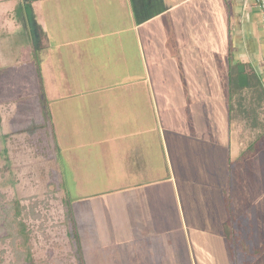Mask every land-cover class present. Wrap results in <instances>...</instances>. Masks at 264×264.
<instances>
[{"label":"crops","instance_id":"1","mask_svg":"<svg viewBox=\"0 0 264 264\" xmlns=\"http://www.w3.org/2000/svg\"><path fill=\"white\" fill-rule=\"evenodd\" d=\"M10 1L29 5V22L39 36V42L34 48L45 50L40 51V56L43 55L44 59L43 65L40 64V72L31 65V73L34 74V81L40 80L39 75H43L51 83L46 91V103L47 106L51 104V112L52 105L55 106L59 101L67 109L66 106L72 102L71 98L78 95L91 100L103 113V109L105 111L110 107L107 100L113 97L111 117L106 122L103 120V127L109 130L107 135L112 138L109 140H117L119 145L124 142L128 152V137L134 138L133 141L138 144L143 141L141 146L146 147L145 155L142 154L144 152L135 154L140 155L136 159L143 164H137L132 169L129 167L125 177H137L136 181L127 180L128 183L135 182L132 185L135 196L130 197L139 208L138 215H134L133 219L140 217L136 223L139 228L137 234L141 235L145 250L150 252L152 264H193V256L188 252L187 236L182 227L179 190L172 169L166 170L164 164L160 163L157 168L154 165V160L159 162L169 154V144H175L177 148V157H174L177 158L175 167L178 170L181 169L178 160L184 161L186 166L187 161L193 160L195 163L203 160L202 156L205 159V154L209 156V188L216 193L222 188V193L228 192L229 197L231 196V199L227 195L226 199H222L220 194L218 196L217 204H223L221 207L225 212L220 222L222 226L229 224V220L236 216L233 214L235 208L232 204H246L247 207L244 208L247 211L239 213H249V224L260 223L259 217L264 214L262 192L259 194L263 180V176H260L262 151L259 147L264 134L263 125L262 128L261 125L255 127L261 128L257 135L243 138L239 133L244 120L250 119L256 124L259 119V108L252 109L248 105L250 97L260 98L264 106V30L254 0H0L5 3L0 7L1 15L10 7ZM2 21L0 18V24ZM198 52H209L211 64L225 63L222 71L226 74L227 92L224 90L221 95L219 112L211 107V110L215 109L212 113H220V120L212 119L209 106V118L195 125L200 124L204 132L184 135L186 142L180 145L177 142L183 134L170 131L168 139L165 135V130L171 129L169 122L176 108L167 105L168 100H164L161 110L154 107L150 84L154 83L162 98L167 97L168 91L172 89L169 88L170 81L178 83L184 93L192 94L191 88L198 90ZM5 54L0 49V70L6 71L14 58L4 59ZM214 54H219L222 58H213ZM4 64H7L6 67ZM239 65L244 66L247 84L250 79L253 85L256 84V89L249 85L242 92L244 94L240 95L238 90H232L231 96L229 77L236 68L238 79ZM15 66L13 65V69ZM140 83L144 91L140 88ZM120 84L132 87L130 91L124 90L111 96L114 85ZM210 86L211 91L213 86L209 83ZM162 89L163 94H160ZM211 95L214 96L209 92V97ZM240 96L245 98L239 103ZM135 97H143L148 104H138L139 100ZM250 113L252 117L249 115L247 119V114ZM187 118L190 121L186 122V127L190 128L194 125L191 122L193 119L190 116ZM135 151L137 150L133 145V152ZM129 158H126L128 164ZM251 162L257 166L254 174L251 173ZM245 163L249 165L242 174V177L247 174L243 181H247L254 189L251 192L244 185L241 188V193L245 194L244 199L241 203H235L234 194H231L233 188H229L240 185L239 169ZM196 181L197 176L187 179L190 184ZM111 187L113 186L110 185L109 188ZM107 188L101 191L108 192ZM99 189H95L96 192ZM64 192L68 194L67 188H64ZM227 204L231 205V214L226 213ZM71 205L78 216L77 207L75 204ZM78 224L79 243L85 241V246H88L84 248L83 244L81 250H87L91 244L89 241L94 239L91 235L85 236L77 220ZM236 224L239 226L242 223L238 221ZM225 234L226 231H222L219 235ZM127 240L129 237L126 238V243ZM261 242L263 239L260 236L252 238L250 243L259 254L257 258L263 259L257 263L264 264V248L259 247ZM126 264H134V261H126Z\"/></svg>","mask_w":264,"mask_h":264},{"label":"rangeland","instance_id":"2","mask_svg":"<svg viewBox=\"0 0 264 264\" xmlns=\"http://www.w3.org/2000/svg\"><path fill=\"white\" fill-rule=\"evenodd\" d=\"M0 3V7L5 4ZM9 3L10 7L0 14V18L3 19L0 24V49L7 54L4 59L14 58L6 71L0 70V78H3L0 79V202L17 199L25 206L22 218L28 224L31 253L37 264H126V261L131 263L134 261V264H152L151 254L145 250L141 235L137 234L139 228L136 223L139 216L133 219L134 215H138L139 208L136 201L130 197L134 195L132 185L135 182L128 183L127 180L136 181L137 177H125L129 167L132 169L137 164H143L136 159V156L140 155H135L142 152L145 155L146 147L141 146L143 141L138 144L133 141L134 138L128 137L130 142L128 152L124 142L119 145L116 143L117 140H109L110 137L107 135L109 130L104 129L103 120L106 122L111 117L113 97L107 100L110 107L104 105L107 109L105 111L103 109V113L99 106L91 103V100L78 95L69 97L72 102L66 106L67 109L59 101L55 106L52 105L51 112V104L47 106L46 103L47 86L50 87L51 83L46 81L43 75H39L40 80L34 81V74L31 73L32 67L40 72V64L44 61L40 51L45 50L34 48L39 42V36L29 22V5H19L14 1ZM197 54L198 90L191 88L192 94L184 93L178 83L170 81L169 88L172 89L168 91L167 97L162 98L158 95L154 83L150 84L154 107L161 110L164 100H168L167 105L176 108L169 122L171 129L165 130V135L168 139L167 134H170V131L183 134L177 142L180 145L186 142L184 135L204 132L200 124L195 125L209 118V106L210 110L211 107H215L217 112L220 111L221 95L224 90L227 92L226 74L222 71L225 63L218 65L212 61L211 64L209 52ZM218 57L222 58L219 54L213 55V58ZM4 62L6 63V60ZM13 65H16L14 69ZM209 83L213 86L211 91ZM141 84L140 88L144 91ZM114 86L111 96L124 90L130 91L132 87L124 84ZM137 90L139 92V89ZM163 90L160 94H163ZM244 90L242 92L246 91ZM209 92L214 96L209 97ZM19 97H24L25 100L11 103L8 113L3 111L4 101ZM135 99L139 100L140 105L148 104L143 97ZM62 101L64 102L65 98ZM263 107L262 104L258 107L259 116L257 114L256 116L259 119L256 124L248 118L249 115L251 118L252 114H247L249 120L242 122L240 136L247 138L249 135H257L262 125L264 129ZM214 110H211L212 119L220 120V113H212ZM187 115L194 123L190 128L186 127V122L190 121ZM259 125L261 128H255ZM261 137L260 166L263 174L260 173V176H263V180L259 194L262 192L264 202V134ZM122 138L125 140V137ZM157 139H160L159 136ZM159 144L162 146L160 141ZM133 145L138 152H133ZM168 149L169 154L159 162L154 160V165L157 168L160 163L164 164L166 170L172 169L179 190L180 216L187 236L188 252L191 257L193 256L192 263L261 264L257 262L263 259L257 258L259 254L250 242L252 238L261 236L263 242L259 243V247L264 248V214L259 217V224H249L248 221L251 220L249 213L246 215L239 213L246 212L244 207L247 205L232 204L235 208L233 214L236 216L229 220V224L222 226L220 222L225 212L221 207L223 204H217L218 196L220 194L222 199H226V195L227 197L229 195L228 192L222 193V188L218 193L209 188V156L205 154V159L202 156L203 160L195 163L193 160L187 161L186 166L184 161L178 160L181 163V169L178 170L175 167L177 163V158L174 157H177L175 144H169L167 151ZM126 158L130 159L129 164ZM250 164L251 173L254 174L257 166L253 162ZM248 165L245 163V166L239 169L241 173L237 175L241 180L240 185L229 188V190L233 188L231 194H234L235 203H241L244 199L245 194L241 193L244 185L253 192L254 188L247 181H243L247 174L242 177ZM195 176L198 181L194 184L187 182V179L191 177L194 179ZM110 185L113 187L109 188ZM64 188L68 190L70 213L68 207L64 205L66 197ZM97 188H100V192H96ZM104 188L109 191H101ZM71 204L77 207L78 216L75 215ZM226 207V213L231 214V205L227 204ZM70 218L73 221L71 235L67 229ZM77 220L85 236L91 235L94 239L89 241L91 244L87 250H81L83 244L84 248L88 247L85 246V241L79 243L78 248L73 243L71 236L74 231L78 237ZM238 221L242 223L239 226L236 224ZM221 230L227 234L219 235ZM235 231L237 232L234 233ZM10 241L11 239H0V264H8L14 259Z\"/></svg>","mask_w":264,"mask_h":264},{"label":"trees","instance_id":"3","mask_svg":"<svg viewBox=\"0 0 264 264\" xmlns=\"http://www.w3.org/2000/svg\"><path fill=\"white\" fill-rule=\"evenodd\" d=\"M23 2H19V5H23ZM30 20V15H29ZM251 82V84H250ZM251 85L252 88L256 89V84L253 85L252 81L249 79L246 86H240L237 79V69L235 68L234 73L229 77V90L232 92L239 91V94L242 95V91ZM233 92L231 93V96ZM245 96H240L239 103L244 99ZM232 99V97L230 98ZM24 97L15 98L12 100L4 101V112L8 113L10 111L11 103H19L24 101ZM234 100V99H233ZM237 101V102H238ZM232 104V103H230ZM249 107L252 109L258 108L261 106V99L250 97ZM231 106V105H230ZM231 109V108H230ZM1 118V117H0ZM232 118V117H231ZM1 120V119H0ZM66 197L64 200V205L68 207L70 213V204L68 203V194L65 193ZM3 197V195H1ZM25 209V206L17 200H10L9 202H0V239L6 240L11 239L10 244L14 251V259L8 264H37L31 253V246L29 244V229L28 224L23 220L22 214ZM73 221L70 218L68 222V234L71 235V226ZM73 238V243L76 244L77 248L79 247L78 237L76 231L71 236ZM1 260V259H0ZM1 262V261H0Z\"/></svg>","mask_w":264,"mask_h":264},{"label":"water","instance_id":"4","mask_svg":"<svg viewBox=\"0 0 264 264\" xmlns=\"http://www.w3.org/2000/svg\"><path fill=\"white\" fill-rule=\"evenodd\" d=\"M238 71H239V75H238V83L240 86H246L247 85V75L244 72V66L243 65H239L238 66Z\"/></svg>","mask_w":264,"mask_h":264},{"label":"built area","instance_id":"5","mask_svg":"<svg viewBox=\"0 0 264 264\" xmlns=\"http://www.w3.org/2000/svg\"><path fill=\"white\" fill-rule=\"evenodd\" d=\"M254 2L260 12V23L264 30V0H254Z\"/></svg>","mask_w":264,"mask_h":264}]
</instances>
